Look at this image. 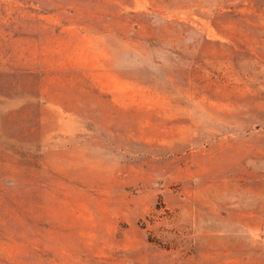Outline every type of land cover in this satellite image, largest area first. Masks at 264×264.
Returning a JSON list of instances; mask_svg holds the SVG:
<instances>
[{"label": "rangeland", "instance_id": "374dc122", "mask_svg": "<svg viewBox=\"0 0 264 264\" xmlns=\"http://www.w3.org/2000/svg\"><path fill=\"white\" fill-rule=\"evenodd\" d=\"M0 264H264V0H0Z\"/></svg>", "mask_w": 264, "mask_h": 264}]
</instances>
